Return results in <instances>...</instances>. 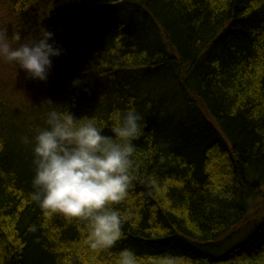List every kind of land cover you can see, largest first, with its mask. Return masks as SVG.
Listing matches in <instances>:
<instances>
[{
    "label": "trees",
    "instance_id": "16d2710c",
    "mask_svg": "<svg viewBox=\"0 0 264 264\" xmlns=\"http://www.w3.org/2000/svg\"><path fill=\"white\" fill-rule=\"evenodd\" d=\"M40 27L63 50L46 82L0 63V264H117L124 249L139 264H264V0H0V29ZM52 108L109 136L118 114L143 117L106 252L31 199L23 138ZM254 200L259 222L217 253Z\"/></svg>",
    "mask_w": 264,
    "mask_h": 264
},
{
    "label": "clouds",
    "instance_id": "9594fccd",
    "mask_svg": "<svg viewBox=\"0 0 264 264\" xmlns=\"http://www.w3.org/2000/svg\"><path fill=\"white\" fill-rule=\"evenodd\" d=\"M62 52L53 33L43 27L24 39L20 32L9 35L0 29V63L13 65L29 79L46 82L52 58ZM79 83L73 81L74 86ZM142 120L135 109L118 114L109 136L91 117L75 118L68 110L52 108L46 127L38 128L31 139L23 138L33 157L32 201L49 214L83 224L85 243L95 253L112 249L123 237L128 215L116 206L127 200L132 186L134 141L143 134ZM117 264L139 261L132 250L124 249Z\"/></svg>",
    "mask_w": 264,
    "mask_h": 264
},
{
    "label": "rangeland",
    "instance_id": "374dc122",
    "mask_svg": "<svg viewBox=\"0 0 264 264\" xmlns=\"http://www.w3.org/2000/svg\"><path fill=\"white\" fill-rule=\"evenodd\" d=\"M262 215H263V211L262 209H260L259 201L254 200L250 204L249 211L244 221L240 223L239 225H237L232 230L231 233L233 235L231 237L229 236L228 239L224 240L226 242L221 246L220 251H218L217 253H223L227 251L229 248H231L232 246L237 245V243H241L242 241H244L247 238L248 234L250 233L251 228L259 222Z\"/></svg>",
    "mask_w": 264,
    "mask_h": 264
},
{
    "label": "bare ground",
    "instance_id": "6f19581e",
    "mask_svg": "<svg viewBox=\"0 0 264 264\" xmlns=\"http://www.w3.org/2000/svg\"><path fill=\"white\" fill-rule=\"evenodd\" d=\"M211 243H212V241H211Z\"/></svg>",
    "mask_w": 264,
    "mask_h": 264
}]
</instances>
